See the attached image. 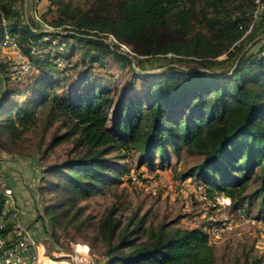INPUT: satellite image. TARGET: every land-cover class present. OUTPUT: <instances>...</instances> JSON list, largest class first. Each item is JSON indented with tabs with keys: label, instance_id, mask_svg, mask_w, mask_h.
<instances>
[{
	"label": "trees",
	"instance_id": "obj_1",
	"mask_svg": "<svg viewBox=\"0 0 264 264\" xmlns=\"http://www.w3.org/2000/svg\"><path fill=\"white\" fill-rule=\"evenodd\" d=\"M40 1L31 0L26 20L22 0H0V49L7 34L32 66L20 78L13 71L18 82L4 87L0 128L17 138L46 114L48 122L62 120L67 129L51 145L74 138L83 149L42 170L39 191L54 196L43 213L54 226L65 230L59 218L67 219L77 202L105 188L132 186V172L141 177V168H175L181 151L201 161L178 179L201 186L210 199H230L228 210L236 213L258 203L255 219L264 220V38L256 50L243 51L242 44L264 28L262 14L246 34L255 0H198V8L195 0H96L83 13L48 0L49 10L57 12L44 21L48 29L33 15ZM109 37L115 43L107 44ZM122 47L139 61L161 58L182 68L137 74L140 91L120 92L96 66L102 69L109 57L129 63L117 51ZM128 156L135 158L134 167L126 166ZM251 182L256 188L249 192ZM1 198L2 192L0 214ZM144 223L133 217L122 225L113 211L100 221L96 237L104 264H215L208 229L219 224L207 220L191 229L163 225L151 231Z\"/></svg>",
	"mask_w": 264,
	"mask_h": 264
},
{
	"label": "rangeland",
	"instance_id": "obj_2",
	"mask_svg": "<svg viewBox=\"0 0 264 264\" xmlns=\"http://www.w3.org/2000/svg\"><path fill=\"white\" fill-rule=\"evenodd\" d=\"M195 1L198 8L199 2L198 0ZM61 2L72 13H83L97 5L96 0H61ZM32 5L31 0H22L19 5L26 20L31 13ZM48 6V0H42L36 5L37 12L40 14L39 18L47 29L49 27L44 21L54 20L57 14L54 7L49 10ZM60 30H64V28H60ZM262 31H264L263 27L255 30L250 39L248 37L244 39L242 42L245 46L243 51L256 50L261 46L260 40L264 38V33H259ZM62 34H69V32L64 31ZM117 51L121 55H126V58L127 55L130 56L132 60L126 63L109 57L103 62L105 66L102 69L96 66V71L109 75L108 82L116 86L120 92L122 88H130L133 92L140 91L143 86V79H139L137 74L152 76L167 67L182 68L179 64L172 65L169 63L170 60L161 58L139 61L141 59L134 58L128 47L117 49ZM227 56L228 54H225L219 60H224ZM78 57L79 53L77 52L74 59L76 60ZM231 64L232 62H229L226 68H229ZM17 65L15 55L1 46L0 97L4 87L16 85L18 82L12 80V72L15 71ZM133 76L137 79L133 80ZM19 82H24L25 85L26 81L22 79ZM0 130V193L3 184L7 188L18 187L24 194L25 192L28 193L29 197L26 196L25 199L27 202L32 199L34 206L28 204L26 212L23 211L22 217H18V223L23 229L29 230L31 228L32 231H35L47 257L52 252L68 253L71 243H83L90 247L94 260L99 264H104L106 261V258L102 257L104 246L101 241L97 240L96 232L100 221L113 211L115 220L122 225L133 217L136 220L144 218V228L151 231L163 225L169 229L178 227L191 229L199 227L207 220L220 225L229 223V229L218 238H210V243L214 247L215 264H243L245 260L249 263L264 264V220L255 219L258 215V203L249 208L246 206L244 215H246L247 209L250 213L245 216V219H241L235 211L228 209L221 211L214 206L215 200L221 202L223 196L216 194L215 200L210 199L204 195L202 190L196 196L189 193L184 199L172 200L170 195H175V193L165 188L156 193L126 185L105 188L101 194L91 196L85 201H79L71 207L67 219L59 218L60 226H63L65 230L57 228L52 219L43 213L44 206L54 198L53 194L40 193L39 187L44 185L41 179L36 184L32 182L31 187L28 188L26 171L28 168L30 170L35 169L33 163L37 162L36 168L39 174L41 173L39 178H42V170L46 167L61 163L67 157L78 156L83 149L75 146L74 138L58 145H51L52 139L55 136L63 135L67 129L62 125V120L53 123L48 122L46 114H39L36 123L24 130L17 138H11L5 128H0ZM111 156L114 157L115 155L111 154ZM21 160L28 163L25 162L23 166L16 165ZM200 161L199 155H189L185 151H181L176 167L174 166L176 159L170 158V164L175 168L163 171H149L146 168H141L140 172H142L143 178L155 180L159 175H163L168 181L180 182L181 180L178 179L180 175ZM124 162L129 168L136 165L135 158L131 156H128ZM255 188L256 184L251 182L248 190L251 192ZM64 208H68V205L66 204ZM221 212H224V217L221 216ZM74 215L75 218L71 220ZM41 216L42 218H40ZM12 222H15V219Z\"/></svg>",
	"mask_w": 264,
	"mask_h": 264
},
{
	"label": "built area",
	"instance_id": "obj_3",
	"mask_svg": "<svg viewBox=\"0 0 264 264\" xmlns=\"http://www.w3.org/2000/svg\"><path fill=\"white\" fill-rule=\"evenodd\" d=\"M255 4L256 8L252 14V21L246 34L254 30L260 17L264 14V0H255ZM36 8L35 6L33 15L35 19L39 20L40 14ZM108 40L109 43L105 41L107 44H110L111 41L115 43L112 37H109ZM1 46L15 55V60L18 64L14 72L16 77L20 78L32 70L29 61L17 52L12 39L7 34L4 35ZM33 166L37 169V163H33ZM129 182L132 186L146 192L156 193L162 188L171 192L173 191L175 195H170V199L172 200L184 199L189 193H193L196 196L202 190L201 186L197 184L193 185L194 183L191 180L171 182L163 175H159L154 180L151 178H143L142 176L139 177L131 173ZM215 201L214 206H217L221 211L230 207V199L228 198L223 197L221 202ZM244 213V211H240L237 214L240 215L239 217L241 219H245L246 215ZM220 214L224 217V212ZM18 216L19 210L14 201L13 190L3 184L2 209L0 214V264H99L94 260L90 247L83 243H71L68 253L52 252L47 257L42 245L34 240L25 229L19 226ZM13 219H15V222H12ZM228 225L229 223H222L214 228H209L208 234L210 238H218L223 232L229 229Z\"/></svg>",
	"mask_w": 264,
	"mask_h": 264
},
{
	"label": "crops",
	"instance_id": "obj_4",
	"mask_svg": "<svg viewBox=\"0 0 264 264\" xmlns=\"http://www.w3.org/2000/svg\"><path fill=\"white\" fill-rule=\"evenodd\" d=\"M25 160L24 161H20V162H17L16 163V165H25ZM28 162H26V164H27ZM26 173H27V187L29 188V187H31V183L32 182H35V184L36 183H38L39 182V180H40V174H39V172H38V169H34V168H32V170H30L29 168L27 169V171H26ZM14 192H13V196H15V204H16V207L18 208V210H19V216L18 217H22V212L24 211V212H26V210H27V208H28V204H30L31 206H34V204H33V202H32V199H30V200H28V202H27V200L25 199V197L27 196V197H29V195H28V193H26L25 192V194H24V192H22V191H20L19 189H18V187H15L14 189L13 188H11ZM19 192V193H18ZM23 195H25V196H23ZM26 197V198H27ZM21 223V222H20ZM27 232H28V234L34 239V240H36L37 242H39V236H37L36 234H35V231L33 232L32 230H31V228H29V230H27V229H25Z\"/></svg>",
	"mask_w": 264,
	"mask_h": 264
},
{
	"label": "water",
	"instance_id": "obj_5",
	"mask_svg": "<svg viewBox=\"0 0 264 264\" xmlns=\"http://www.w3.org/2000/svg\"><path fill=\"white\" fill-rule=\"evenodd\" d=\"M127 57H128L130 60H132V58H131L130 56L127 55Z\"/></svg>",
	"mask_w": 264,
	"mask_h": 264
}]
</instances>
